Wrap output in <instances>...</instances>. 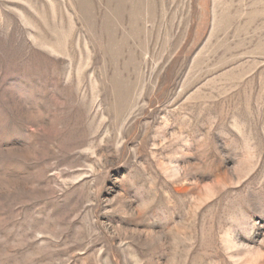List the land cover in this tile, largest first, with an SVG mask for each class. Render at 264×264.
I'll return each instance as SVG.
<instances>
[{
    "label": "rangeland",
    "instance_id": "1",
    "mask_svg": "<svg viewBox=\"0 0 264 264\" xmlns=\"http://www.w3.org/2000/svg\"><path fill=\"white\" fill-rule=\"evenodd\" d=\"M0 264H264V0H0Z\"/></svg>",
    "mask_w": 264,
    "mask_h": 264
}]
</instances>
